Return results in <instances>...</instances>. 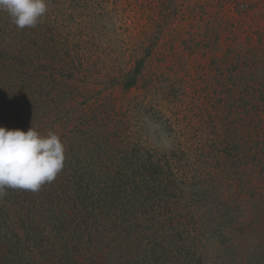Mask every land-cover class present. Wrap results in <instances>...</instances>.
I'll return each mask as SVG.
<instances>
[{
    "label": "rangeland",
    "instance_id": "374dc122",
    "mask_svg": "<svg viewBox=\"0 0 264 264\" xmlns=\"http://www.w3.org/2000/svg\"><path fill=\"white\" fill-rule=\"evenodd\" d=\"M46 5L37 25L24 29L12 22L6 10H0V126L24 131L32 127L44 136L52 132L62 144L73 142L75 149L85 134L103 141L120 127L121 134L111 137L113 146L129 150L141 145V153L151 160L161 158L163 163L175 158L184 166L174 173L168 168L160 171L158 166L167 185L175 175L183 179L186 171L205 181L196 200L191 194L198 187L188 191L178 185L172 194L174 187L161 192L157 185L148 186L137 196L153 208L146 218L139 216L161 223L157 218L165 217L159 214L170 210L175 220L166 216V225L173 227L167 229L175 236L177 221L190 220L187 232H192L199 248L198 235H209L208 219L220 215L221 207L236 217L228 236L234 244L240 239L246 246L249 236L242 232L256 225L254 204L264 207V165L254 164L243 171L228 168L223 160H207L206 155L202 160L198 154L208 152L224 130L243 122L264 123V114L257 118L264 99L254 92L255 83H264V0H46ZM237 56L246 63L231 71ZM143 57L136 86L124 90L126 73ZM231 72L246 75L247 86L232 81ZM75 149L68 148L72 153ZM112 149H105L103 159L97 161L104 170H108L110 154L116 159ZM187 161L189 166L184 165ZM51 183L43 184L31 197L44 196V186ZM244 183L246 193L241 190ZM205 187H211L216 201L200 199L208 197ZM9 191L4 195L14 194L16 199H10L20 209V194ZM262 212L260 208L259 216ZM66 220L76 223L71 216ZM143 221L130 219L116 230L124 232ZM260 222L264 225V220ZM98 227L107 232L114 225L107 231L101 223L93 227V245ZM152 232L144 230L141 235L146 238ZM57 236L58 232L51 235L54 247L61 245ZM166 236L161 241L164 236H158V241L169 242L170 235ZM118 244L114 241V250L107 247L104 252L112 261L125 264L130 253ZM177 253L168 251L165 257L174 258ZM35 258L42 264L38 254Z\"/></svg>",
    "mask_w": 264,
    "mask_h": 264
},
{
    "label": "trees",
    "instance_id": "16d2710c",
    "mask_svg": "<svg viewBox=\"0 0 264 264\" xmlns=\"http://www.w3.org/2000/svg\"><path fill=\"white\" fill-rule=\"evenodd\" d=\"M147 53H150V50ZM231 53H233V49L228 50L227 54ZM144 62V57L137 60L134 67L126 73L123 81L124 90L127 91L136 86ZM235 63L237 65L235 64L231 71L238 65L243 66L246 61H241L237 56ZM231 77L232 81L234 79L238 81V85L245 84L246 75L238 77L232 73ZM263 86L264 83L261 80L254 84V92L262 100L264 99ZM254 97L255 94L252 99ZM261 114H264V106L257 118L262 117ZM95 128L97 129V127ZM92 129L94 128H91L90 131ZM79 131L83 132V130ZM120 131V127L111 130L103 141L99 137L96 140H91L85 134L77 149L74 148L73 142L63 144L65 150L63 168L53 183L44 186L47 188L44 196L31 197L38 191L12 188L3 190V193L0 194V264H9L11 261L19 264H37L39 261L35 258L36 254L41 257L42 264H122L119 259L112 261L109 253L104 252L107 247L108 250L113 251L114 248L111 244L117 240L120 242L118 247L124 252L130 253V258L126 261L127 264H208L211 259L212 264H264V225L260 224V221L264 220L262 218L264 207L256 202L254 213L257 217L253 218L256 225L252 230L244 229L242 232H245V236H249L247 237L248 241H245L248 243L246 246L240 239L237 244H234L228 236L230 230L234 231L236 217L234 213L223 210L221 207L218 208L220 215L216 216L217 219L211 215V218L208 219V223L212 225H208L210 227L207 230L209 235H205V233H203V237L198 235L199 248L195 246L197 245L196 238L192 237V232H187L190 220L187 222L177 221L178 230L175 236L168 231L173 227L166 225L168 222L166 216H170L171 222L175 220L174 217L172 218L170 210L167 209L164 212L165 215L159 214L165 217L164 219L157 218L161 223L152 218L145 219L151 213L150 207L153 208V205L145 206L138 196L145 193L148 186L157 185L161 192L166 190L169 192L168 187H174L172 194L178 185H184L185 190L188 191L198 187V191H193L191 194V196H195L196 200L202 193L201 187L205 181L193 173L190 174L191 171H186L185 177L180 180H177V175L171 180H167L166 177L167 185L160 171L168 168L172 169V173H174V169L182 171L184 166L174 160L175 158L170 162L164 159L163 163L161 158L153 160L155 158L153 157L151 160V156L148 158L141 153L143 151L141 145L134 146L129 150L113 146L116 144L111 137L121 134ZM105 141L108 147L104 146L103 142ZM69 146L71 149H75L73 153L68 150ZM110 148L114 149L113 155L116 159L110 158V154L108 170H104L101 164H97V161L102 160L104 150L108 151ZM198 155L202 160H205V155L207 160L208 158L223 160L228 168H239L243 171L254 164L255 167L263 166L264 123L262 120L253 123L243 122L232 130H224V135H221L218 141L217 139L213 141L208 152ZM195 161L197 160L195 159ZM209 164L213 165L212 162ZM172 165L176 168H173ZM184 165L189 166L190 163L187 161ZM245 185L247 184L244 183L241 186V190L246 193ZM7 189L10 190L9 192L20 194V209H17L16 202L10 199L14 194L4 195ZM212 191L211 187H205L204 192L208 197L201 196L200 199L216 201V196ZM131 198L139 200L131 202ZM120 200H122V204ZM260 208H263V216H259ZM22 209H25V214L22 213L24 211ZM71 212L72 214H70ZM140 213L145 218L139 216ZM68 216L76 221L75 225L66 220ZM11 218L14 219L10 221ZM138 218L143 219V223H145H139L140 225L132 226L134 228L124 232L116 230L119 225L124 226V222L127 220ZM163 221L165 224L162 223ZM147 222L149 223L147 224ZM100 223L106 227L105 231L110 229L111 225H114V228L102 232V229L98 227L96 244L93 245L91 229ZM181 224L186 225L179 229ZM144 230L153 231V235L145 238L144 234L141 235ZM55 232H58L57 241L61 242L58 247H54L56 241L51 239V235ZM160 235L164 236L160 241L167 240L166 235H170L169 242L160 243L158 241ZM171 237L173 239H170ZM168 251H178L174 258L171 257L175 260L165 257ZM200 260H203L202 263Z\"/></svg>",
    "mask_w": 264,
    "mask_h": 264
},
{
    "label": "clouds",
    "instance_id": "9594fccd",
    "mask_svg": "<svg viewBox=\"0 0 264 264\" xmlns=\"http://www.w3.org/2000/svg\"><path fill=\"white\" fill-rule=\"evenodd\" d=\"M20 29L35 27L46 13V0H0ZM64 146L55 133L46 136L30 127L7 129L0 126V194L5 188L38 191L55 180L63 168Z\"/></svg>",
    "mask_w": 264,
    "mask_h": 264
}]
</instances>
